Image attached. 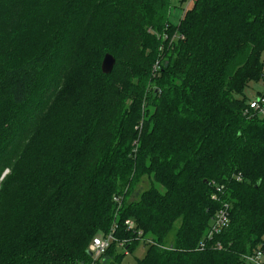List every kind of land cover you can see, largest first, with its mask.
Listing matches in <instances>:
<instances>
[{
  "label": "trees",
  "instance_id": "trees-1",
  "mask_svg": "<svg viewBox=\"0 0 264 264\" xmlns=\"http://www.w3.org/2000/svg\"><path fill=\"white\" fill-rule=\"evenodd\" d=\"M171 4L0 0V264H89L109 232L108 264L139 242L135 264L264 252V116L243 114L264 86V0H190L175 26ZM72 64L76 98L47 114Z\"/></svg>",
  "mask_w": 264,
  "mask_h": 264
},
{
  "label": "rangeland",
  "instance_id": "rangeland-1",
  "mask_svg": "<svg viewBox=\"0 0 264 264\" xmlns=\"http://www.w3.org/2000/svg\"><path fill=\"white\" fill-rule=\"evenodd\" d=\"M189 1L190 0H184L180 2L178 0H172V4H171L172 7L170 8L169 13H168V20L172 25L175 26L178 24V21L183 13V10L185 7H187V4ZM261 59L264 63V54H262ZM70 75H71V79H69ZM76 75L79 77V78L76 77L77 83H79V81H82L83 83L85 72L82 73L81 68H79V66H76V65L73 66L72 64L69 70L66 69V73L63 76V81L61 82L60 87L58 88V91L55 94L53 102L49 104L50 107L48 106L49 109L46 112L47 114L50 111L51 112L54 111L56 106H61L60 109H62L63 106H66L68 101L72 100L74 96L76 98L77 93L72 92V86H70L71 83L74 84V81L72 80V76L75 77ZM263 92H264V86L261 83V81H257V82L252 81V82H249V84L244 89V96L247 100H250L252 98L257 97L259 93H263ZM48 117L49 115L45 117L44 120L46 121ZM148 186H149V179L146 176L142 177L140 181L134 186L130 199L137 198L138 194L142 190L146 189ZM145 249H146L145 245L142 242H139L138 245L135 247V249L131 253L125 254L121 258L120 262L117 264H135L136 260L138 258H141L144 255ZM120 251H121V248L118 247V252ZM109 261H110L109 258H106L105 263L104 262L102 263L101 261L99 264H108Z\"/></svg>",
  "mask_w": 264,
  "mask_h": 264
},
{
  "label": "built area",
  "instance_id": "built-area-1",
  "mask_svg": "<svg viewBox=\"0 0 264 264\" xmlns=\"http://www.w3.org/2000/svg\"><path fill=\"white\" fill-rule=\"evenodd\" d=\"M243 114L248 118H253L255 116H264V92L259 93L257 97L247 101V105L243 110ZM227 222H228V205L224 203L217 210L211 221L210 229L208 231V237L211 238L212 235L218 233L220 229L227 224ZM125 224L129 229L133 228L134 226L133 221H131L130 219L125 220ZM138 233L140 234L141 232ZM113 239L114 238L111 232L107 234H98L92 238L87 248V250L90 252V258H91L89 264H99L101 262L102 256L109 248ZM123 252L124 254L129 253L127 249H124ZM263 257H264V252L259 249H256L250 254L244 255L243 262L241 264H263Z\"/></svg>",
  "mask_w": 264,
  "mask_h": 264
},
{
  "label": "water",
  "instance_id": "water-1",
  "mask_svg": "<svg viewBox=\"0 0 264 264\" xmlns=\"http://www.w3.org/2000/svg\"><path fill=\"white\" fill-rule=\"evenodd\" d=\"M114 63V57L110 53H105L101 61V71L108 74L112 70ZM87 252L90 255V252Z\"/></svg>",
  "mask_w": 264,
  "mask_h": 264
}]
</instances>
